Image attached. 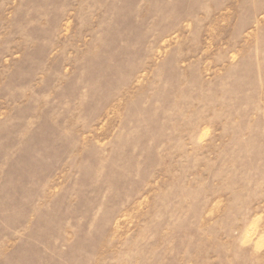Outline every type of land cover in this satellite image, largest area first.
I'll use <instances>...</instances> for the list:
<instances>
[{
	"label": "rangeland",
	"instance_id": "obj_1",
	"mask_svg": "<svg viewBox=\"0 0 264 264\" xmlns=\"http://www.w3.org/2000/svg\"><path fill=\"white\" fill-rule=\"evenodd\" d=\"M0 264H264V0H0Z\"/></svg>",
	"mask_w": 264,
	"mask_h": 264
}]
</instances>
